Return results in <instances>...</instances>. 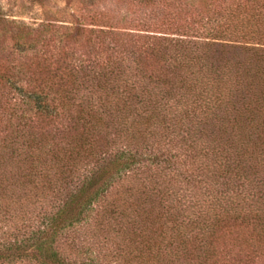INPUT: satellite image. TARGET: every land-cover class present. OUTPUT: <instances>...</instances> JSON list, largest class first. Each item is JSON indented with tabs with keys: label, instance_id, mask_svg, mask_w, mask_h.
Wrapping results in <instances>:
<instances>
[{
	"label": "trees",
	"instance_id": "obj_1",
	"mask_svg": "<svg viewBox=\"0 0 264 264\" xmlns=\"http://www.w3.org/2000/svg\"><path fill=\"white\" fill-rule=\"evenodd\" d=\"M105 2L0 61V264H264V0Z\"/></svg>",
	"mask_w": 264,
	"mask_h": 264
},
{
	"label": "rangeland",
	"instance_id": "obj_2",
	"mask_svg": "<svg viewBox=\"0 0 264 264\" xmlns=\"http://www.w3.org/2000/svg\"><path fill=\"white\" fill-rule=\"evenodd\" d=\"M105 6V0H0V61L31 58L42 38L41 44L56 38L49 28L64 42L76 40L78 29H90V16Z\"/></svg>",
	"mask_w": 264,
	"mask_h": 264
}]
</instances>
